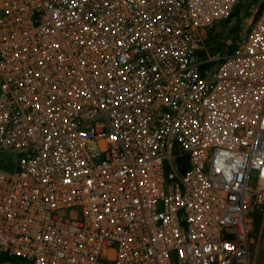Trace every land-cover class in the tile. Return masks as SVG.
I'll return each mask as SVG.
<instances>
[{
	"label": "built area",
	"instance_id": "obj_1",
	"mask_svg": "<svg viewBox=\"0 0 264 264\" xmlns=\"http://www.w3.org/2000/svg\"><path fill=\"white\" fill-rule=\"evenodd\" d=\"M237 2L0 0V264H250L264 6L203 47Z\"/></svg>",
	"mask_w": 264,
	"mask_h": 264
},
{
	"label": "rangeland",
	"instance_id": "obj_2",
	"mask_svg": "<svg viewBox=\"0 0 264 264\" xmlns=\"http://www.w3.org/2000/svg\"><path fill=\"white\" fill-rule=\"evenodd\" d=\"M263 4L264 0H238L224 21L205 31L204 49L210 53L220 54L235 51L244 42L248 30ZM12 159L13 155L2 154L0 155V164ZM249 236L251 241L250 264H264V213L254 214Z\"/></svg>",
	"mask_w": 264,
	"mask_h": 264
},
{
	"label": "trees",
	"instance_id": "obj_3",
	"mask_svg": "<svg viewBox=\"0 0 264 264\" xmlns=\"http://www.w3.org/2000/svg\"><path fill=\"white\" fill-rule=\"evenodd\" d=\"M263 6H264V4L262 5V7H263ZM262 7H261V8H262Z\"/></svg>",
	"mask_w": 264,
	"mask_h": 264
}]
</instances>
